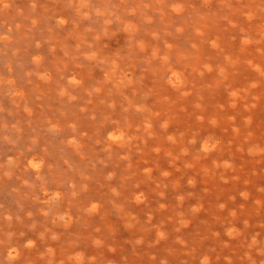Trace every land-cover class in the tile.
Here are the masks:
<instances>
[{"label": "bare ground", "instance_id": "obj_1", "mask_svg": "<svg viewBox=\"0 0 264 264\" xmlns=\"http://www.w3.org/2000/svg\"><path fill=\"white\" fill-rule=\"evenodd\" d=\"M0 264H264V0H0Z\"/></svg>", "mask_w": 264, "mask_h": 264}]
</instances>
